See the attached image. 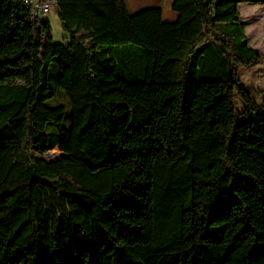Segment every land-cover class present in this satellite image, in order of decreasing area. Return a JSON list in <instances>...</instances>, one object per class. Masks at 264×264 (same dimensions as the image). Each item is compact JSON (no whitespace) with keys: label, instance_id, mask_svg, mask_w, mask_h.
Returning a JSON list of instances; mask_svg holds the SVG:
<instances>
[{"label":"trees","instance_id":"1","mask_svg":"<svg viewBox=\"0 0 264 264\" xmlns=\"http://www.w3.org/2000/svg\"><path fill=\"white\" fill-rule=\"evenodd\" d=\"M47 1L69 41L0 0V264H264V87L241 78L261 55L239 9L264 0H174V22ZM54 58L67 104L49 103ZM35 180L81 207L89 242L42 240Z\"/></svg>","mask_w":264,"mask_h":264},{"label":"rangeland","instance_id":"2","mask_svg":"<svg viewBox=\"0 0 264 264\" xmlns=\"http://www.w3.org/2000/svg\"><path fill=\"white\" fill-rule=\"evenodd\" d=\"M239 9L249 43L261 55L256 63L241 68V78L245 86L254 92L255 99L260 100V93L264 87V2L241 3ZM41 17L50 21L55 42L69 41L70 36L63 29L58 6H54L50 13ZM57 66V58H54L50 65L49 80L50 84L56 88V94L49 100V103L63 102L67 104L63 91L55 84ZM238 108H242L241 102H238ZM61 155L62 152L56 146L51 151L50 157L55 159ZM32 196L37 205L41 238L45 243L89 242L92 239V226L88 217L71 198L64 196L60 206L53 188L43 184L40 180L34 181Z\"/></svg>","mask_w":264,"mask_h":264},{"label":"crops","instance_id":"3","mask_svg":"<svg viewBox=\"0 0 264 264\" xmlns=\"http://www.w3.org/2000/svg\"><path fill=\"white\" fill-rule=\"evenodd\" d=\"M130 13H136L142 9L157 7L162 10V18L167 22H174L179 14L173 9L174 0H125Z\"/></svg>","mask_w":264,"mask_h":264},{"label":"built area","instance_id":"4","mask_svg":"<svg viewBox=\"0 0 264 264\" xmlns=\"http://www.w3.org/2000/svg\"><path fill=\"white\" fill-rule=\"evenodd\" d=\"M25 2L32 3L33 12L38 16H46L54 6H58L56 3L47 0H25Z\"/></svg>","mask_w":264,"mask_h":264},{"label":"bare ground","instance_id":"5","mask_svg":"<svg viewBox=\"0 0 264 264\" xmlns=\"http://www.w3.org/2000/svg\"><path fill=\"white\" fill-rule=\"evenodd\" d=\"M32 5V3H30ZM36 15V14H35Z\"/></svg>","mask_w":264,"mask_h":264},{"label":"water","instance_id":"6","mask_svg":"<svg viewBox=\"0 0 264 264\" xmlns=\"http://www.w3.org/2000/svg\"><path fill=\"white\" fill-rule=\"evenodd\" d=\"M50 158V157H49Z\"/></svg>","mask_w":264,"mask_h":264}]
</instances>
